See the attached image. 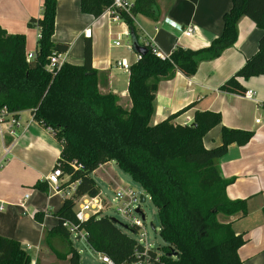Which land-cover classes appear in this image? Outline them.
Masks as SVG:
<instances>
[{"label":"trees","instance_id":"16d2710c","mask_svg":"<svg viewBox=\"0 0 264 264\" xmlns=\"http://www.w3.org/2000/svg\"><path fill=\"white\" fill-rule=\"evenodd\" d=\"M112 3L113 0H80V9L82 14L99 18ZM156 7L157 0L135 1L132 17L123 15L130 36L138 38L133 18H154ZM56 13L57 1L43 0L42 17L30 21L40 30L38 50L30 62L26 60L25 35H9L0 27V115L6 110L16 118L22 112L33 111L34 121L49 130L62 149L54 168H60L69 179L58 191L76 184L73 195L55 214L57 225L44 233L51 252L58 260L81 264L68 229L74 225L85 233L93 252L108 256L115 264H243L239 250L247 243L244 234H237L232 223L223 221L238 215L247 217L248 202L228 198L226 191L233 180L221 177L217 163L232 144L246 146L254 134L223 127L222 144L208 150L203 139L222 123L218 112L197 111L193 124H174L191 108L188 106L156 125L150 122L159 82L174 78L177 72L192 77L200 63L215 60L232 48L242 17L263 31L258 52L220 91L244 95L246 89L240 79L264 76V0H232L231 9L223 16L221 36L208 47L176 48L162 60L149 45H144L146 55L130 68V110L119 104L116 95L99 91L90 41L85 45L82 66L64 63L55 74L48 71L50 57L69 50L68 45L52 41ZM110 162H115L150 197L157 210L160 238L166 244L162 253L147 249L127 235L124 230L133 234L138 230L112 217L96 213L83 223L77 221L75 201L100 196L91 175ZM32 189L50 192L47 181H38ZM262 213L264 216V208ZM46 214L36 212L33 218L42 224ZM58 240L67 247L63 253L52 244ZM0 264H32V259L19 242L0 237Z\"/></svg>","mask_w":264,"mask_h":264},{"label":"crops","instance_id":"0c3cea01","mask_svg":"<svg viewBox=\"0 0 264 264\" xmlns=\"http://www.w3.org/2000/svg\"><path fill=\"white\" fill-rule=\"evenodd\" d=\"M56 1L52 41L69 46L68 52L61 54V59L65 63L82 66L85 45L90 41L92 66L98 71L99 91L116 95L119 104L125 110H130V72L116 65L121 60L131 65L137 62L138 54L121 43L122 39L130 37L127 24L124 20L111 21L107 14L99 18L82 14L80 0ZM157 1L158 7L153 10L154 18L137 15L133 20L138 42L142 32L143 42L140 44L154 46L164 57L170 56L176 48L199 50L208 47L221 36L223 16L232 7V0ZM42 7L43 0H0V27L9 35H25L26 54L37 53L40 30L30 21L42 17ZM178 27L183 30L194 27L195 33L192 37H185ZM87 30H91L90 38L85 37ZM237 33L236 44L225 50L219 58L200 63L194 76L186 77L177 72L174 78L159 82L150 123L156 125L191 106L173 123L189 126L193 124L197 111H213L222 115V123L203 139L204 147L208 150L222 144L223 127L254 134L246 146L232 144L228 153L218 160L217 166L223 179L233 180L226 191L228 198L248 202L247 217L238 215L223 221L232 223L237 234H244L247 243L239 250L240 258L243 264H264V76L239 80L246 91L254 93L252 99L220 91V87L258 52L263 31L250 19L242 17L237 23ZM117 41L120 47L113 45ZM15 119L19 127H11L9 117L6 122H0V202L5 204L4 210L0 211V237L19 242L30 255L32 264H59L44 241V233L57 225L55 214L63 206L64 200L73 195L75 187L48 194L32 189L38 181H46L62 149L51 132L34 121L31 111L22 112ZM6 148L9 149L8 153ZM43 152L52 156L47 168L43 167ZM113 163L101 166L91 175L100 190L97 198L106 205L109 201L105 189L114 191L129 186H122L124 183L110 168ZM115 169L117 172L120 170L117 164ZM90 199L84 197L80 203ZM36 212L47 213L42 224L34 220ZM101 216L106 215L102 213ZM82 234L76 241L82 238L86 241ZM52 244L55 248L56 241H52ZM73 246L77 250L74 243ZM145 246L149 248L147 243ZM78 252L81 260V252Z\"/></svg>","mask_w":264,"mask_h":264},{"label":"built area","instance_id":"2783aa9c","mask_svg":"<svg viewBox=\"0 0 264 264\" xmlns=\"http://www.w3.org/2000/svg\"><path fill=\"white\" fill-rule=\"evenodd\" d=\"M135 1L136 0H113L112 5L105 10L104 14H107L110 20L114 22L123 20L124 14H127L132 17L131 10L134 6ZM178 28H179V31H181V34L185 37H192L195 33L194 27L188 28L186 30H183L182 27H178ZM85 37L86 38L91 37V30L85 31ZM113 45L116 47L121 46L119 41L113 42ZM149 46L151 47V49L153 50V52L158 58L162 60L165 59V57L159 51H157L154 46H151V45ZM128 49L132 50L131 43L128 45ZM34 57H35V54H26L27 62L32 61ZM141 58L142 57L140 55H137V61H139ZM64 63L65 62L61 59L60 54H54L49 59V64L47 66V69L52 74H55V72L59 70ZM116 65L124 69L125 71H129V72L132 66L131 64H128L125 60L116 62ZM243 96L246 98L252 99L254 97V93L249 90V91H246ZM8 117L10 118L11 127L20 126L18 121L12 115H9L6 110L2 111L1 113L0 122H6L5 120ZM11 133L13 134L14 132L11 131ZM5 151L8 153L9 149L6 148ZM68 179L69 177L64 176L60 168H54L52 172L46 178V181L49 185L50 192L51 190L55 192H59L58 191L59 186H61V184L67 181ZM70 187L76 188V184H72ZM142 195L137 194L135 191L132 190L131 187L120 188L115 191V196H114L113 201L115 200L117 202V205H116L117 211L126 220L125 225L128 228L137 229L138 233L136 235H140V239H141V242L139 241V243L142 244L143 242L145 244L146 243L145 235L141 233L142 230L145 231L144 230L145 221H143L145 220V216L143 215V212L141 210V206H142L141 196ZM27 198H28V195L25 196V199ZM81 199L82 198L75 201V210H74L77 221L81 223L87 221L90 218V216L93 214H96V213L102 214L111 205L110 201H109V204L106 205L103 202V200L99 198H91L90 201H85L83 203H80ZM4 208H5V204L3 202H0V211L4 210ZM137 210H140V213H137ZM68 229L71 235H76L77 237H80V238L82 237V233L78 231V227L74 225H70L68 226ZM84 237H86L85 233H84ZM99 261L101 264H115L108 256L103 255V254H99Z\"/></svg>","mask_w":264,"mask_h":264},{"label":"rangeland","instance_id":"374dc122","mask_svg":"<svg viewBox=\"0 0 264 264\" xmlns=\"http://www.w3.org/2000/svg\"><path fill=\"white\" fill-rule=\"evenodd\" d=\"M147 29L149 27H146ZM143 42V33H140V43ZM121 43L124 46H128L131 43V38H126L125 40L122 39ZM133 53H135L133 51ZM42 161H43V167H48L50 162H52V156L49 153L42 155ZM57 164V162L55 163V165ZM54 165V167H55ZM53 167V169H54ZM116 164L113 163L111 164L110 168L113 169L115 171V173L118 174V178L120 181H122L124 184L122 186L125 185H129L127 187H131L133 191H135L137 194H144L145 192L143 191V189L137 184L135 183L128 175H126L125 173H123L121 170H119V172L116 171L115 169ZM116 174V175H117ZM94 177H96V175H93ZM126 188V187H124ZM120 189V188H119ZM118 190V189H117ZM115 191H112L111 189H105V195L108 199V201H110L111 205L108 207L107 210H105L103 212L104 215L108 216V217H112L113 219L117 220L119 223L125 225L126 220L119 214V212L117 211L116 205L117 202L114 199L115 196ZM55 191L51 190V193H54ZM141 210L143 212V215L145 216V223H144V230L145 231H141L142 234L145 235V239H146V243L147 246L149 247L150 250L156 252V253H162V249L166 246V244L161 240L160 238V224H159V220H158V216H157V210L155 209L150 197L147 195L146 196V201L145 203L142 204L141 206ZM223 217H220V220H222ZM125 233L127 235H129L130 237H132L133 239H135L137 242H141L140 239V235H136L133 234L130 231L124 230ZM84 233V232H81ZM83 235V234H82ZM77 236L76 235H71V240L74 243V245L76 246L77 250L81 252V262L82 264H101L99 261V256L96 255L88 246V244L86 243L85 239L82 238L79 241H76ZM142 245H145L142 242ZM55 249H57L59 252H65L67 250V247L65 245L64 242L58 240L56 241V246ZM54 255V254H53ZM240 256V255H239ZM56 257V255H55ZM57 259V257H56ZM241 259V258H240ZM58 260V259H57ZM242 260V259H241ZM60 263L59 264H68L67 261H61L58 260ZM243 262V261H242ZM138 264H148V263H138Z\"/></svg>","mask_w":264,"mask_h":264},{"label":"water","instance_id":"95a60500","mask_svg":"<svg viewBox=\"0 0 264 264\" xmlns=\"http://www.w3.org/2000/svg\"><path fill=\"white\" fill-rule=\"evenodd\" d=\"M130 38H131V44H132V49H133V51H134L136 54L140 55L141 57L145 56L146 53H147V49H146V47L143 46V45H141V44L138 42V39H137L134 35L130 36ZM31 116H34V112H33V111L31 112ZM146 196H147L146 193H144V194L141 196V203H142V204L145 203V201H146ZM137 213H140V210H137ZM143 219H144V217H143ZM114 220H115V219H114Z\"/></svg>","mask_w":264,"mask_h":264}]
</instances>
